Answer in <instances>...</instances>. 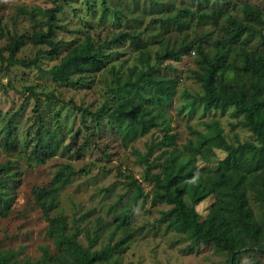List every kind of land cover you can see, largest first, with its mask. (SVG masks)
I'll use <instances>...</instances> for the list:
<instances>
[{
  "label": "rangeland",
  "instance_id": "rangeland-1",
  "mask_svg": "<svg viewBox=\"0 0 264 264\" xmlns=\"http://www.w3.org/2000/svg\"><path fill=\"white\" fill-rule=\"evenodd\" d=\"M248 1L264 9V0ZM241 2L59 0L57 22L63 28L56 32V39L62 45L57 55L41 56L40 68L47 70L56 64L70 45L86 35L96 43H104L122 31L139 32L144 51L154 62L161 47L190 41L196 33L207 35V41L215 39L226 22L225 12L239 14ZM50 6L52 0H0L3 55L7 54L3 47L13 34L24 40L18 57H33L37 49H46L45 45H32L29 38L35 29L44 27L42 11ZM212 9H223L224 16L199 21L182 11ZM178 12H182L180 24L165 21ZM254 39L249 37L246 43L254 45ZM103 47L108 55L103 68L83 78L73 75L70 82H55L34 67H5L0 60V165L5 166L0 173V251H14L15 264H42L43 260L56 264L53 259L60 250L47 235V222L32 191L48 186L56 171L68 164L76 172L68 184L57 189L56 206L50 214L65 215L68 231L76 229L84 246L88 244L87 236L95 233L92 250L119 243V252L96 264H226L225 251L194 240L185 232H176L161 219V213L170 205L150 199L147 191L152 184L145 180L146 169L148 175L157 173L159 164L174 150L185 159L189 152L186 147L206 135L214 121L233 145L254 140L253 134L242 124V116L232 113V106L224 111L203 109V89L193 75L200 68L192 51L178 61H162L157 74L145 75L143 66H135L139 55L128 42ZM111 70L120 76L115 91L110 88L114 85ZM25 86H32L36 95L26 92ZM122 100L130 103L121 106ZM104 101L109 112L101 113L100 120L72 108L75 104L93 111ZM116 108L135 120L112 114ZM168 129L175 141L168 147H153L148 155L151 143L160 140ZM207 156V161L197 155L191 162L213 168L224 153L214 148ZM128 174L147 193L120 224L133 193L126 184ZM248 194L257 209L259 205ZM212 201L209 196L194 205L201 218ZM259 221L264 230V221ZM238 264H264V254H243Z\"/></svg>",
  "mask_w": 264,
  "mask_h": 264
},
{
  "label": "trees",
  "instance_id": "trees-1",
  "mask_svg": "<svg viewBox=\"0 0 264 264\" xmlns=\"http://www.w3.org/2000/svg\"><path fill=\"white\" fill-rule=\"evenodd\" d=\"M58 1L52 0V6L42 11L44 27L35 29L29 38L32 45H45L46 49H37L33 57H18L17 52L24 40L21 35L13 34L3 47L6 55L2 54L0 48L1 63H5V67H34L50 75L55 82H70L73 75L83 78L103 68L108 56L104 45L112 47L128 42L130 48L139 55V63L135 66H143L145 75L157 74L158 64L162 61H178L182 55L192 51L197 56L196 64L200 68L193 75L203 89V109L224 111L232 106V113L242 116V124L253 134L254 140L239 141L233 145L225 140L218 123L214 121L206 135L202 134L198 141L186 147L189 152L185 159H181L182 155L174 150L159 164L157 173L148 175L146 169L145 180L152 184L147 192H150L153 202L170 205L169 209L161 213V219L171 229L185 232L194 240L225 251L226 264H238V257L249 252L264 254V230L259 221V218L264 221V9L258 4L242 0L239 14H230L223 9L198 13L182 10L191 17H198L199 21H212L224 16L225 12L226 22L220 29L221 34L207 41V35L196 33L190 41L165 45L156 53L154 62L150 61V55L145 52L144 42L137 31L116 33L104 43H96L86 35L70 45L56 64L42 70L41 56L57 55L62 45V41L56 39V32L63 28L57 22V14L61 11ZM181 13L167 17L165 21L180 24L183 21ZM29 16L33 18L32 12ZM249 37L255 38L254 45L246 43ZM111 72L114 85L110 88L115 91L120 85V76L118 72ZM25 90L30 95H36L32 86H25ZM123 100L121 106L130 103L129 100ZM72 108L96 120H100L101 113L109 112L106 101L93 111L75 104H72ZM112 114L135 120L126 111L120 112L119 108L113 109ZM149 124L155 123L150 120ZM39 141L42 142L40 137ZM174 141L175 135L168 129L160 140L151 143L148 155L153 147H168ZM214 148L224 153L222 158L217 159L216 167H198L191 162L197 155L207 161V155ZM4 168V165H0V173ZM75 172L72 166L64 164L56 171L48 186L32 191L34 202L47 222V235L60 250L53 260L56 264H96L108 261L114 252L122 249L118 247L119 243H109L98 250H92L97 238L95 233L93 237L87 236L88 244L84 246L77 238L76 229L68 231L65 215L50 214L56 206L57 189L68 184ZM126 184L133 189V193L120 224L128 219L136 202L144 200L147 193L130 174L127 175ZM248 192L259 205L257 209L252 206ZM209 196L213 197V201L205 217L201 218L194 205ZM186 198L191 204L187 203ZM13 255L12 250L0 251V264H15L12 261ZM22 264L29 263L25 261ZM42 264L48 262L43 260Z\"/></svg>",
  "mask_w": 264,
  "mask_h": 264
}]
</instances>
